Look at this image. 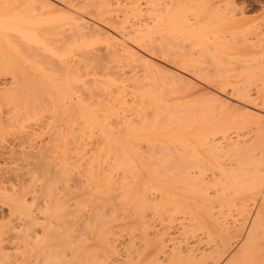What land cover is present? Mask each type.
<instances>
[{"label": "bare ground", "instance_id": "bare-ground-1", "mask_svg": "<svg viewBox=\"0 0 264 264\" xmlns=\"http://www.w3.org/2000/svg\"><path fill=\"white\" fill-rule=\"evenodd\" d=\"M20 1L25 5H30L29 7L35 5L30 4L32 0ZM35 1L38 4V14L35 17L24 14V12L27 13L26 8V11L22 10L24 6L21 9V14H17L20 10L15 8L16 11H14L15 6H11L12 3H19L17 0L16 3L14 1L7 5L13 9L7 8L0 2L5 6L0 7V77L7 75L10 77L9 83L0 80V95L12 99L17 94L13 92L17 85L18 88L23 89L19 87L21 85H19L20 82H17V78L20 76L21 80L25 77L23 70H20L22 72L17 70V68L21 69L25 66L21 67L23 64L21 63L23 60L19 59L21 53H17L16 46L12 41L7 40L5 33L12 32V36L16 35L15 38L21 39H16V42L28 43L32 45V49L40 48L51 57L53 56L49 60L53 64L54 74L48 75L50 71H43L40 75L38 73L37 77L31 76L33 74L26 77L28 80L29 77L30 79L35 77V82L37 80L41 84L39 87L44 88L45 94L47 91L53 113L58 115L59 119H65L66 123L65 129L61 128V131H57V138L59 136L62 140V150L65 156L63 159H66L67 162L64 161L67 165L64 167L68 171V175L70 174L72 184V199L67 205V208H72L70 221L67 220L71 223L66 221L69 223L67 226L64 222L68 227V232L70 228V232L67 234L70 236V238L68 236L70 246L66 250L65 245H62L63 242H60L61 246L66 248L64 250L68 252L65 253V251L64 256L55 260L54 264H209V261L212 260H214L211 262L213 264L220 260V264H262L264 257L261 255L264 253L259 255L262 260H258V254L261 247H264V150L258 152L257 149L260 148V145L264 147V139H262L264 137H261L264 130L255 131V133L258 132L256 133L258 135L253 138L251 136L248 139H240L241 134L238 129L240 126H244L247 120H241L240 117L241 121L239 119L237 121L236 116L240 114L246 118L248 113L245 111L243 114V110L247 105L243 104L244 109L240 110L239 108L241 111L239 112L238 106H234L235 103H233L234 107L228 104L230 101L226 103V100H229L226 98L230 97H228L229 95L226 97V94L222 92L230 87L232 96L241 101L243 97L249 98L251 95L246 92L247 85L245 86V84L256 83L257 94L252 100L260 99L264 103V24H262L264 22L259 21L262 22L259 24V22L251 21V17L245 16L244 11L237 8L235 0ZM35 1L33 0V2ZM20 3L16 5H20ZM25 7L28 8V6ZM255 18L257 19V17ZM261 18L264 19V17ZM20 45L24 47L23 44ZM36 48L35 50H37ZM156 56L166 63V66H170L168 75L160 72L163 69L158 70L163 74V78L165 75V77L168 76V79H164L167 80V82L164 81L166 84L170 83V85L168 83V87L171 86V83L178 84L181 79L180 85L186 84L188 82L185 79L186 75L196 76L205 82L217 85V93H214L216 97H213L216 103H213L210 108L207 105L206 108L204 105L200 107L199 102L194 101V104L189 103L192 105H185V109L182 108L183 105L182 107L177 106V110L175 105L172 106H175L176 109L168 106L165 102L169 101L164 102V97L161 101L162 96H167L169 93L165 95L162 91L163 86H160L159 89H162L160 92H155V88L151 92L145 90L142 93L136 92V94H139V102L145 100L144 103L147 105L152 104V107L158 105L160 109L163 106L164 116L160 109L152 108L153 113L155 110L160 111L161 119L157 117V120L163 121L162 125L158 124L155 118L147 119L141 112L140 117L136 116L137 114L134 117L131 114L132 111L120 113L121 110H115L113 106H111L112 109L119 112L114 114V121L106 120L115 112L109 106H104L103 103L108 102L109 104V101H116L121 105V108L129 103L125 97L129 91L125 90L126 94H124L122 90L125 79L124 82L120 79V77L124 78L123 76L127 72L124 68L126 66L134 68L133 66H135L140 67L138 69L149 71L156 64L153 61L154 64L150 68L151 60H154L152 57ZM44 67L42 69H45ZM157 68H154L155 71ZM44 72H48V74ZM129 76L128 74L130 80L131 76ZM118 78L123 83L120 80L117 81ZM146 78L148 79V77ZM132 83L131 85H135V87L143 86L140 81ZM237 83L242 85L237 86ZM24 85L26 84L24 83ZM148 85L150 86V84ZM153 85L152 82L150 87ZM139 88L137 90L141 89ZM171 88L173 89V87ZM22 91L24 92V89ZM208 100L206 99V101ZM242 102L244 103V101ZM36 104L39 105L37 102ZM144 105L146 107V104ZM18 106L20 107L21 104ZM41 109H43L42 106ZM174 109L180 112L177 116ZM181 110L183 113L185 112V116L182 115ZM58 117L55 118L59 120ZM163 118L165 120H162ZM180 119L183 121L182 124H179ZM175 120H177L178 126H176L177 122L173 123ZM171 121L172 123L169 124ZM248 125L250 124L245 126ZM55 128L57 129L56 126ZM233 132L236 134L227 135ZM259 142L260 144H258ZM145 147L146 149H143L146 150L145 154L150 147L146 158H144L145 154L143 157L141 156L144 151H139ZM156 149L160 151L157 152ZM153 153L154 155H152ZM155 155L156 158L153 157ZM64 162L62 160V163ZM171 167H174L173 170L176 171L170 175L178 177L173 176L172 179L177 178L175 181H179L182 186L179 184L180 187H178L167 181V179L169 180L168 169H172ZM50 184L48 186L51 187ZM71 184H69V188ZM24 193L23 195H25ZM51 194L49 193V196ZM15 196L16 199H19L15 202V198L11 197L15 206L11 207L19 210L25 209L24 211L28 213L29 205L26 204V197L18 196L17 198V195ZM68 196L70 198V195ZM55 197L57 196L55 195ZM57 203L50 206L52 209L55 207L53 210L51 209L53 214L58 211ZM237 203L241 207L240 210L249 209L251 212L248 211L249 214L246 212L247 215L244 217L247 219L248 216V221L243 218L241 219L242 223L239 224V227L237 226L238 229L236 227V230L243 235L242 241L240 244L238 242L237 248L235 247L236 251H231L230 245H227L228 240H221V236H218L220 243L209 244L206 242H213V240H206L207 245L204 246L205 239L198 235L200 231L196 227L203 229V226L208 224L204 218L205 214L212 217L214 224L225 225L220 222L213 209H221L224 205L231 207ZM62 204H60L61 207ZM158 205L160 206L158 207ZM32 206L31 204L30 207ZM41 207L38 206V208ZM64 207L66 208L65 205ZM163 207L166 210H158ZM38 208L33 209L38 210ZM14 209L13 211L16 210ZM148 209H153V212ZM157 211L161 213L158 212L160 218L157 216L160 220L167 219L170 212H185L189 217L188 223L184 221L187 225L185 224L186 227L184 224L182 225V233L178 232L179 230L172 231L169 226L168 228L162 227L161 224L162 228H155V234L154 230L150 232L154 235H149L152 239L147 234L144 235L150 239L149 244H145L142 240L143 235L141 236L143 232L140 233L137 230L143 231L146 226L144 224L147 222L146 218L147 220L152 219ZM59 213L58 211L55 215H60ZM13 214L15 215V213ZM108 214H112V217L114 215L118 219H112L110 216L112 220H106L107 218L103 216ZM56 221L58 222L57 219ZM23 223L25 224V222ZM111 223H115V226ZM151 225L148 224L150 227L146 228L152 230L153 225L152 229ZM179 225L181 224L179 223ZM208 231H210L209 228ZM220 231H227L231 234L232 230L230 231L227 226H220ZM215 233L214 236L217 238L218 233L216 235ZM138 235L142 238L138 237L137 239ZM53 236L55 237V235ZM207 236L209 237V235ZM213 237L211 236V238ZM139 239L141 240L137 241ZM230 252L232 253L230 254ZM9 262L11 263V261Z\"/></svg>", "mask_w": 264, "mask_h": 264}, {"label": "rangeland", "instance_id": "rangeland-1", "mask_svg": "<svg viewBox=\"0 0 264 264\" xmlns=\"http://www.w3.org/2000/svg\"><path fill=\"white\" fill-rule=\"evenodd\" d=\"M3 0H1L0 2H2ZM4 1H7L6 3L4 2ZM2 3L4 4V5H6V7H7V5H9V4H11L12 2H14L15 1V3H16V0H14V1H11V0H4ZM10 1V2H9ZM18 2H19V0H17ZM35 1V0H34ZM236 2V6H238L237 8H239V10H242V11H244V13L246 14L245 16H247V17H251L252 19H251V21H254V23L255 22H259V21H262V22H264V19H262L261 17H264V14H260V13H264V12H262V11H264V0H235ZM245 1V2H244ZM21 2V1H20ZM19 2V3H20ZM19 3H16V4H19ZM37 2L35 1V2H33V0L31 1V3L30 4H35L34 5V7H36V8H34V7H29L30 5H25L24 3H20V5H16V4H13L12 3V5L11 6H15L14 7V11H16V9H18V10H20L19 12H17V14H21V11L22 10H24V11H26L25 10V8L27 9V13H29V14H27V13H25L24 12V14H26L27 16H32V17H35V16H37V14H38V4H36ZM1 4V3H0ZM3 4H1V6L0 7H3L4 5ZM23 4V5H22ZM3 5V6H2ZM19 6V7H18ZM22 6V7H21ZM23 6H24V8H23ZM25 6H28V8L27 7H25ZM5 7V6H4ZM241 7V8H240ZM7 8H11V7H7ZM16 8V9H15ZM20 8V9H19ZM23 8V9H22ZM2 9V8H1ZM11 9H13V8H11ZM22 9V10H21ZM35 9H37L36 11H35ZM17 10V11H18ZM35 11V12H34ZM23 14V15H24ZM255 17H257V19L255 18ZM253 18H255V20H253ZM260 18V19H259ZM259 19V20H258ZM257 20V21H256ZM262 22H259V24L260 23H262ZM258 24V25H259ZM262 24H264V23H262ZM259 26H261V25H259ZM13 35V33L11 32H7V33H5V37L7 38V40L9 39V41H12L13 43H14V45L16 46V51H17V53L19 54V53H21V54H19V59H21V63H23V64H21V63H19V64H21V67L22 66H24L25 68H26V70H25V68L24 67H20V65H19V68H21V69H18L17 68V70L19 71V72H22V71H20V70H23V74H24V76L26 77V76H30V74H33V75H31V76H35V77H37L38 75V73H39V75L41 74V72H43V71H50L49 72V74H48V72L47 73H45V74H48V75H51V74H54V68L52 67L53 66V64L51 63V61L49 60V58L51 59V58H53V56L51 57L50 55H48L47 54V52H44L43 50H40V48L39 49H37L36 47H34V49H32V45H30V44H26V43H23L22 41L21 42H16L17 40H21L19 37V39L18 38H15L14 36H16V35H14V36H12ZM17 37V36H16ZM17 39V40H16ZM26 44V45H24V47L22 46V45H20V44ZM22 47V48H18V47ZM18 48V49H17ZM28 48V49H27ZM35 48L39 51H37V50H35ZM21 51V52H20ZM44 53H43V52ZM41 53V54H40ZM43 53V54H42ZM23 56V57H22ZM48 56V57H47ZM46 57V58H45ZM157 57V56H156ZM156 57H152V59H154V60H151V64H150V68H151V65H153L154 63H156L155 65H153L152 67V69L151 70H146L145 71V69L143 70L142 68V71H143V73H142V71H141V69H138V68H140V67H135V66H133L134 68H132V67H125L124 69H125V71H127L126 72V74H124V78H122V77H120V79H122L123 80V82H124V79H125V82H124V85L122 86L123 88H122V90H123V93L125 92V90L128 92L129 91V93H124V94H126L125 95V97L127 98V100H128V102L129 103H127L126 105H125V107H123V108H121V105H119L116 101L115 102H113V101H109V104H108V102H105V103H103L104 104V106L106 105V107L107 106H109L111 109H112V107L111 106H113V108H115V110H121L120 111V113H122V112H124V113H127V112H131V114H133L134 115V117H135V115L136 116H138V117H140L141 116V113H142V115H145L144 117H146L147 119H150V118H155L156 119V122L158 123V124H160V125H162L163 124V121H159V120H157V117H161V113L164 111H162V107H161V109L160 108H158V105H153V107L155 108V109H160V111H161V113H160V111L158 110V111H154L155 113H153V110H152V104H148L147 105V103H144L145 102V100H141L140 102H139V100H140V98L138 97V93H142V91H154L155 90V88H156V91L155 92H160V90H162V91H164L163 93H165V95L166 94H168L167 96H162V99H161V101L163 100V97L165 98L163 101L165 102V101H169V102H165V103H167V105L168 106H171V107H177V106H181L182 107V105H183V107L182 108H184L185 107V105H187V106H189V105H192V104H194L193 102L195 101H197V103L199 102V106L201 107V105H204L205 107L207 106V105H209V107L208 108H210V106L211 105H213V103H216L215 101H214V98L213 97H216V93H217V91L216 90H218L217 88V85L216 84H214V83H212V82H208V81H206L205 82V80H201L200 78H198V77H196V76H185V79H187L188 80V82H186V84H182V85H180L181 83H182V79L181 80H179L178 81V84L177 83H171V86L170 87H168L167 85H168V83L166 84V82H167V80H164V79H168V76L167 77H165L164 76V78L162 77V73H167V75L170 73L169 71H170V68H168V67H170V66H166V63H164V62H162L161 60H159L160 58H156ZM0 59H1V57H0ZM25 59H27V60H25ZM25 60V61H24ZM30 63H29V62ZM153 61H154V63H153ZM158 63H157V62ZM32 62V63H31ZM53 62V61H52ZM161 63V64H160ZM51 64V65H50ZM164 64V65H163ZM158 65V66H157ZM161 65V66H160ZM163 65V66H162ZM44 67V66H46L47 68H45V69H42V67ZM171 66H173V65H171ZM17 67H18V65H17ZM156 67H158L157 68V70L155 71V69L154 68H156ZM132 68V69H131ZM136 68H137V70H136ZM149 68V69H150ZM47 69V70H46ZM129 69H131V70H129ZM161 69H163V70H161ZM36 72H35V71ZM129 70V71H128ZM153 70V72H151ZM158 70L160 71V72H162V73H160V72H158ZM33 71V72H32ZM135 73H134V72ZM26 72H28L27 73V75H25L26 74ZM131 72V73H130ZM133 72V73H132ZM35 73V74H34ZM131 76H129L130 77V80L128 79V74ZM145 73H146V75H145ZM141 74H143V76H141ZM136 75V76H135ZM18 76V75H17ZM132 76H135V77H132ZM20 77V76H19ZM19 77L17 78V82H20V84L19 85H21V86H19V87H22L23 89H24V92L22 91L23 89H20V88H18V85H17V87H15L14 89H13V92H14V94H15V92L17 93L16 94V96H13V97H15L14 99H13V97H12V99H9V98H6V97H3L2 95H0V96H2V98L3 99H5V100H3L2 98H0V192L2 193H0V259H1V257H2V260H0V264H9L10 262L9 261H11V263L10 264H54V263H56V261L55 260H59V258H61V256L64 254V252L66 251V250H68V248L67 247H69L70 246V242L68 241V236L69 235H67V234H69V232H70V228H69V232L67 231V226H68V224L69 223H71V222H69L70 221V218H71V215H70V212H71V209L72 208H67V205L68 204H70V200L72 199V191H71V187H72V184H71V179H70V174L68 175V171H66V169H65V167L67 166V165H65V162H66V159L64 160L63 159V157H65L63 154V144H62V140L59 138V136H58V138H57V131L59 132V130L61 131L62 129L61 128H63V129H65L64 127H65V119H63L62 118V120H63V122H64V124H62L63 122H62V120H61V118L59 119V117H58V115H56L55 113H53V107H52V105L50 104L51 102H50V100H49V95H47V91H46V94L44 93L45 92V90H44V88H42L41 86V88L39 87V85H41L40 83H38L37 82V80H36V82H35V77H31L32 79H30V77H29V80H28V77H24L23 79H19ZM146 77H148V79L146 78ZM182 77V76H181ZM22 78V77H21ZM127 78V79H126ZM136 78V79H135ZM153 78V79H152ZM155 78V79H154ZM159 78H161V79H159ZM119 78L117 79V81H119L120 80ZM0 80L2 81V82H4V83H9L10 82V77H9V75H7V76H4V77H0ZM20 80V81H19ZM122 80H120L121 81V83H123L122 82ZM155 80V81H154ZM138 81H140L142 84H143V86H142V88H141V86H140V88L142 89H140L138 86H136L135 87V85H131V84H133L132 82H136V83H138ZM153 82V86L152 87H150L151 85H152V82ZM158 81V82H157ZM159 81H161V82H159ZM164 81H166V82H164ZM202 81V82H201ZM21 82H23L22 84H21ZM28 82V83H27ZM35 82V83H34ZM40 82V81H39ZM130 82V83H129ZM148 82V83H147ZM162 82H163V84H162ZM189 82H191V83H189ZM24 83L26 84V85H24ZM32 83H34V84H32ZM125 83H126V85H125ZM128 83H129V85H128ZM135 83V84H136ZM145 83V84H144ZM156 83H158V84H156ZM29 84V85H28ZM38 84V85H37ZM120 84V83H119ZM148 84H150V86L148 85ZM159 84H162V85H159ZM165 84V85H164ZM174 84V85H173ZM25 87H24V86ZM33 85V86H32ZM35 85V86H34ZM36 85H37V87H36ZM169 85H170V83H169ZM196 86V87H194V86ZM242 84L241 83H237V86H241ZM247 85V86H246ZM132 87L131 89H130V87ZM150 88H149V87ZM160 86H163L162 87V89H159V87ZM184 86H188V87H184ZM245 90H246V92H248L247 94L248 95H250L249 96V98H247V96H245V97H243V100L241 99V101L238 99V98H236L235 96V98L232 96V92H230V87H228L227 88V90L226 91H223L222 93H225L226 94V97L228 96V97H230V98H226L225 96V98L226 99H229V100H226V103L228 102V101H230L228 104H230V106L231 107H237L238 106V111H239V108H240V110L241 109H244V106H243V104L246 106L247 105V107H245V109L242 111L243 112V114H245V111H246V113H248L245 117L246 118H243L244 116L243 115H240V114H236L237 116H236V118H237V121H239L240 120V117H241V120L242 119H246L247 121H246V123L247 124H250V125H248V126H245V125H247L246 123H245V125L244 126H240V129H238V132L241 134L240 136H239V138L240 139H248L249 137H251V138H253L255 135H258V134H256V133H258L259 131H261V130H264V121H262V120H264V115H262V114H264V103H262L261 102V100L260 99H257V100H252L255 96H256V94H257V84L256 83H248V84H245ZM144 87H145V89H144ZM171 87H173V89L171 88ZM25 88H27V89H25ZM134 88H136V90L134 91ZM140 89L141 90V92H140V90H137V89ZM248 88V89H247ZM30 89V90H29ZM34 89V90H33ZM42 89V90H41ZM159 89V91H157ZM172 92V94H171V92L169 91V90ZM259 89V88H258ZM44 90V91H43ZM131 90V91H130ZM167 90V91H166ZM173 90V91H172ZM169 91V92H168ZM199 91V92H198ZM134 94H133V93ZM136 92H138L137 94H136ZM215 93V94H214ZM136 94V95H135ZM224 94V95H225ZM18 95H19V98H18ZM184 95V96H183ZM33 96V97H32ZM169 96H170V98H169ZM189 96V97H188ZM191 96V97H190ZM223 96V95H222ZM26 97H28V98H26ZM182 97H184V98H182ZM187 97V98H186ZM22 98V99H21ZM25 98V99H24ZM139 98V99H138ZM173 98H174V100H173ZM6 99H8L7 100V102H6ZM18 99H20V100H18ZM138 99V100H137ZM201 99V100H200ZM206 99L208 100H210V99H212L209 103H208V101H206ZM221 99H223V98H221ZM234 99V100H233ZM236 99H238V100H236ZM177 100H179V101H177ZM224 100V101H225ZM11 101V102H10ZM24 101H25V103H24ZM41 101H42V103H41ZM143 101V102H142ZM235 101H237V102H235ZM240 101V102H239ZM242 101H244V103L242 102ZM258 101V102H257ZM6 102V103H5ZM17 102V103H16ZM24 104H23V103ZM36 102L40 105H37L36 104ZM146 102H148L147 100H146ZM163 102V103H164ZM180 102V103H179ZM201 102V103H200ZM245 102H247V103H245ZM260 102V103H259ZM15 103H16V105H15ZM112 103V104H111ZM137 105H136V104ZM143 103V104H142ZM165 103H164V106H165ZM168 103H170V104H168ZM175 103V104H174ZM176 103L178 104L179 103V105H176ZM189 103H192V104H189ZM197 103H195L196 105H197ZM206 103V104H205ZM208 103V104H207ZM233 103H235V105L233 104ZM237 103H238V105H237ZM241 103V104H240ZM21 104V106L19 107L18 105H20ZM26 104V105H25ZM144 104H146V107H145V105ZM11 105V106H10ZM12 105H15L16 106V108H15V106L13 107ZM119 105V106H118ZM136 107H135V106ZM144 107H143V106ZM166 105V106H167ZM172 105H175V106H172ZM234 105V106H233ZM249 105V106H248ZM256 105V106H255ZM41 106H42V108L43 109H41ZM126 106H127V108H126ZM149 106H151V107H148ZM239 106H242V107H239ZM261 106V107H260ZM28 107V108H27ZM40 107V108H39ZM119 107V109H117ZM176 107H175V109H176ZM180 107V109H182ZM195 107V106H194ZM260 107V108H259ZM124 108H126L125 110H123ZM130 108V109H129ZM134 108V109H133ZM151 108V109H150ZM170 108V107H169ZM207 108V107H206ZM247 108V109H246ZM249 108V109H248ZM17 109V110H16ZM174 109V110H175ZM185 109V108H184ZM183 109V110H184ZM212 109V108H211ZM23 110H24V112H23ZM41 110V111H40ZM44 110V111H43ZM112 110H114V109H112ZM115 110L113 111V112H115ZM138 110V111H137ZM152 110V111H151ZM177 110H178V107H177ZM183 110H181L182 112V115H184L185 116V112L183 113ZM251 112H250V111ZM255 110V111H254ZM43 111V112H42ZM119 111H117V112H119ZM127 111V112H126ZM134 111H135V113H134ZM150 113V111H151V113L149 114L148 112ZM176 111V110H175ZM210 111H212V110H210ZM209 111V113H211ZM250 112V114H249V112ZM23 112V113H22ZM29 112V113H28ZM40 112H42V113H40ZM117 112H115V113H113V115H112V113H111V117L110 116H108V115H105V116H108L107 117V119L106 120H112V121H114V116L116 115V113ZM138 112V113H137ZM141 112V113H140ZM178 112L179 111H176L175 112V115L177 116L178 115ZM239 112H241V111H239ZM239 112H236V113H239ZM40 113V114H39ZM144 113V114H143ZM158 113H160V114H158ZM180 113V112H179ZM115 114V115H114ZM130 114V113H129ZM242 114V113H241ZM253 116H252V115ZM257 114V115H256ZM110 115V114H109ZM140 115V116H139ZM181 115V114H180ZM132 116V115H131ZM162 116H164V112L162 113ZM243 116V117H242ZM249 116H251V117H249ZM257 116H259V117H257ZM55 117H58V119L60 120H57ZM183 117V116H182ZM182 117H181V119H182ZM257 119H256V118ZM106 118V117H105ZM111 118V119H110ZM165 118V117H164ZM162 119V120H165V119ZM178 119L180 118V116L179 117H177ZM248 118H249V122L251 121V123H249L248 122ZM253 118H255L254 119V121H253ZM161 119V118H160ZM179 120L180 122H179V124L181 123V122H183L182 120ZM239 119V120H238ZM251 119V120H250ZM240 120V121H241ZM256 120V121H255ZM54 121V122H53ZM105 122V121H104ZM174 122H177V120H175V121H173V123ZM51 123V124H50ZM53 123V124H52ZM61 123V124H60ZM68 123V122H67ZM106 123V122H105ZM165 123V122H164ZM172 123V121L171 122H169V124H171ZM255 125H254V124ZM176 124V123H175ZM174 124V125H175ZM182 124V123H181ZM173 125V124H172ZM242 125H243V123H242ZM55 126L57 127V129L55 128ZM176 126H178V122H177V125ZM242 127V128H241ZM262 128V129H261ZM259 129V130H258ZM54 130H56L55 132H54ZM49 131V132H48ZM255 131H258V132H256L255 133ZM53 133V134H52ZM230 134V135H229ZM229 134H227L228 136H233V135H235L236 133H229ZM260 134V133H259ZM50 135V136H49ZM244 136V137H243ZM51 137V138H50ZM56 137V138H55ZM235 137V136H234ZM242 137V138H241ZM247 137V138H246ZM258 137V136H257ZM261 137H264V131H262V135H261ZM261 137H259V140H261L260 138ZM55 139V140H54ZM57 139H59L58 141H56ZM262 139H264V138H262ZM61 143H60V142ZM59 142V143H58ZM58 144V145H57ZM258 144H260V142L258 143ZM51 145V146H50ZM55 145V146H54ZM58 146V147H57ZM259 146V145H258ZM144 147V146H143ZM150 148V147H149ZM148 148V149H149ZM139 149V148H138ZM143 149H146V147L145 148H142V149H139V151L140 150H143ZM147 149V152L149 153V150ZM151 149H152V147H151ZM151 149H150V151H151ZM154 149V148H153ZM58 150V151H57ZM61 152H60V151ZM159 150V149H158ZM259 150H264V147H262L261 145H260V148L258 147V149H257V151L259 152ZM144 151V150H143ZM146 151V150H145ZM145 151L142 153V157L144 156V154H145ZM156 151H157V149H156ZM156 151H155V153H156ZM160 151V150H159ZM159 151H157V152H159ZM146 152V154H145V157L144 158H146L147 156H148V153ZM152 153V152H151ZM15 154V155H14ZM152 155H154V153L152 154ZM151 154H150V156H152ZM157 155H158V153H157ZM18 157V158H17ZM154 158H156V155L155 156H153ZM8 158V159H7ZM149 158V157H148ZM147 158V159H148ZM59 160V161H58ZM62 160H63V162L64 163H62ZM146 160V159H145ZM148 161V160H147ZM61 163V164H60ZM67 163V162H66ZM60 164V165H59ZM62 165V166H61ZM65 166V167H64ZM59 167H60V169H59ZM16 168V169H15ZM63 168V169H62ZM172 169H168V178H169V180L167 179V181L169 182V183H173L174 185H176V186H178V187H180V183H179V181H175V180H177V176L176 175H170V174H174L175 173V171L176 170H173V168L174 167H171ZM18 169V170H17ZM21 169V170H20ZM57 169H58V171H57ZM175 169V168H174ZM17 170V171H16ZM16 171V172H15ZM65 171V172H64ZM63 172V173H62ZM169 172H171V173H169ZM14 173V174H13ZM62 173V174H61ZM20 175V176H19ZM57 175H58V177H57ZM62 178H61V177ZM65 176V177H64ZM176 176L177 178L176 179H172V178H174V177ZM54 177H55V179H54ZM60 179L61 181H59L58 179ZM4 178V179H3ZM63 180V181H62ZM179 180V179H178ZM67 181V183H65ZM64 182V183H63ZM180 182H181V180H180ZM51 183V184H50ZM182 183V182H181ZM24 184V185H23ZM51 185V187L50 186H48V185ZM56 184V185H55ZM67 184V185H66ZM69 184H71L70 185V188H69ZM180 184V185H179ZM60 185V186H59ZM27 186H29V187H27V189L25 190V188ZM31 186V187H30ZM56 186V187H55ZM182 186V185H181ZM17 187V188H16ZM22 187V188H21ZM49 187H50V189H49ZM34 188V189H33ZM45 188V189H44ZM4 189V190H3ZM47 189V190H46ZM55 189V190H54ZM68 189V190H67ZM70 189V190H69ZM5 190H6V192H5ZM33 190H35V191H33ZM22 191V192H21ZM48 191V192H47ZM52 192V194H51V192ZM25 192V193H24ZM30 194H29V193ZM15 193V194H14ZM23 193L25 194V195H23ZM47 193H48V195H47ZM49 193L51 194L50 196H49ZM55 193V194H54ZM14 194V195H13ZM10 195V196H9ZM15 195H17V198H18V196H24V197H26V204L27 205H29V207L27 208V210H28V213L26 212V211H24L23 209H14V208H12L11 206H14V204H13V199L11 198V197H14L15 199H14V201L16 202V201H18V199H16V196ZM55 195L57 196V197H55ZM65 196V197H62V196ZM67 195V196H66ZM68 195H70V198H69V196ZM22 196V197H23ZM50 197V198H49ZM3 198V199H2ZM9 198V199H8ZM31 198H33V199H31ZM12 199V200H11ZM59 199V200H58ZM65 199H66V201H68L67 202V204H66V201H65ZM31 200V201H30ZM44 200V201H43ZM59 201H61V202H59ZM29 202V203H28ZM56 202H58L57 204V209H58V211L60 212L59 214L60 215H55V213L56 212H58V211H56L54 214L53 213H51L52 212V210L55 208V207H53V209L50 207L52 204H55ZM10 203V204H9ZM47 203V204H46ZM61 203H65L64 205L66 206V208L68 209H66L65 207H64V205L62 204V207H61ZM31 204L33 205L32 207H30L31 206ZM37 204V205H36ZM3 205V206H2ZM236 205H238V206H236ZM236 205H232L231 207L230 206H228L227 205V207H226V205H224V207H226L225 209H224V207L223 208H221V209H216V208H214L213 210H214V212L217 214L216 216H218L219 217V220H220V222H222V224H225V225H220L221 227H225V226H227L228 227V229H230V231H231V234L229 233V232H227V231H220V226L219 225H217V224H214V222L212 221V217H208V215H207V213L205 214V220H206V223L208 222V224H205V226H203L204 228L202 229V228H200V227H196V229L197 228H199L198 230L200 231L199 232V234H198V232L196 231V233L200 236V237H202V238H204L205 240L203 241L204 243L203 244H205L204 246H206L207 244L206 243H209V244H211V243H213V244H218V243H220V241L218 240V236L220 237L221 236V240H223V241H225V240H228L227 241V245H230V250L231 251H236V248L238 247V245L240 244V241H242L241 239H243V235L238 231V230H236V227L238 226L239 227V224L240 223H242V221H241V219H243L246 215H247V213H248V211H249V213L251 212L249 209H245V211H242V210H240V208L241 207H239V203H237ZM38 206H42L41 208H38ZM52 206H54V205H52ZM56 206V205H55ZM160 205H158V207H159ZM15 207V206H14ZM38 208V210L37 209H33V208ZM216 207H218V206H216ZM230 207V208H229ZM10 208H11V210H10ZM31 209V211H29L30 209ZM151 208V207H150ZM220 208V207H219ZM229 208V209H228ZM235 208V209H234ZM248 208H250V207H248ZM8 209V210H7ZM13 209L15 210V211H13ZM33 209V210H32ZM41 209V210H40ZM52 209V210H51ZM159 209H165L166 210V208H158V210ZM17 210H18V213H17ZM45 211V212H43V211ZM46 210H48V211H46ZM56 210V209H55ZM67 212H65V211ZM153 210V209H152ZM151 209L149 210L148 209V211H152ZM155 210H157L156 208H155ZM222 212H224V211H226V212H224V213H222ZM12 211V212H11ZM20 211H21V213H23V216H21V213H20ZM23 211V212H22ZM42 213H41V212ZM50 211V212H49ZM220 211V213H218ZM153 212V211H152ZM158 212L160 213V211H157V212H155L154 213V216H153V218L155 219H151L150 217V219L149 220H147V218H146V221L148 222H145V224L144 225H146L145 226V229L143 230V231H141V230H137V231H139L140 233L141 232H143L142 234H141V236L143 237H141L142 238V240L145 242V244L147 243V244H149V242H150V239L149 238H151L152 239V237H150V236H154L153 235V233L151 234L150 232L151 231H153L154 232V234L156 233V229L157 228H162L163 226L164 227H166V228H168V226H169V228L171 229L172 228V231H174V232H177L178 230V232H180L181 231V233H182V225L184 224V227H186V225H187V221H188V219H189V217H187L188 215H187V213H181L182 212V210H181V212L179 211V213L178 212H175V213H169V217L167 218V219H163V220H160L159 218H160V215L158 214ZM162 212V211H161ZM241 212V213H240ZM247 212V213H246ZM13 213H15V215L13 214ZM28 215H27V214ZM31 213V214H30ZM53 214V215H55V216H53V215H51V214ZM222 213V214H221ZM248 213V214H249ZM12 214V215H11ZM18 214H20L19 216H18ZM33 214V215H32ZM40 214V215H39ZM69 214V215H68ZM161 214V213H160ZM182 214V215H181ZM184 214V215H183ZM186 214V215H185ZM221 215V217H220V215ZM224 214H226L225 216H224ZM112 214H108V215H105V216H103V217H106L105 219L106 220H112L113 218L114 219H118V217H114V215H113V217L111 216ZM174 215V216H173ZM31 216H32V218H34L33 220H32V218H31ZM34 216V217H33ZM57 216V217H56ZM70 216V217H69ZM112 217V219H111V217ZM156 216V217H155ZM157 216L159 217V218H157ZM179 216V217H178ZM184 216V217H183ZM224 216V217H223ZM17 217V218H16ZM36 217H37V219H36ZM178 217V218H177ZM207 217V218H206ZM187 218V219H186ZM226 218V219H225ZM236 218V219H235ZM56 219L58 220V222L56 221ZM61 219V220H60ZM184 219V220H183ZM244 219H246V218H244ZM40 220H42V221H40ZM67 220H69V221H67ZM152 220V221H151ZM177 220H178V222L181 224V225H179V223L177 222ZM236 220V221H235ZM247 221H248V216H247V219H246ZM25 222V224L23 223V222ZM40 221V222H39ZM54 221H56V222H54ZM61 221V223H59ZM66 221L67 222H69V223H66ZM165 221V222H164ZM176 221V222H175ZM183 221V222H182ZM187 222V223H185V222ZM212 221V222H211ZM233 221V222H232ZM246 221V222H247ZM51 222V223H50ZM67 224V226H66V224ZM238 222V223H237ZM52 223H54L53 225H52ZM55 223H58V224H55ZM168 223V224H167ZM60 224V225H59ZM62 224V225H61ZM111 224H114V226H115V223H111ZM148 224H152L153 225V229H152V225H151V229L152 230H150V228H146V227H150V226H148ZM161 224H162V227H161ZM186 224V225H185ZM210 224V225H209ZM214 224V225H213ZM234 224V225H233ZM51 225V226H50ZM56 225V227H54ZM72 225V224H71ZM71 225H69V227L71 226ZM155 225V226H154ZM178 225V226H177ZM64 226V227H63ZM97 226V225H96ZM113 225H112V227H114ZM158 226V227H157ZM52 227H54V228H52ZM95 227V226H94ZM98 227H99V225H98ZM109 227H111V226H109ZM211 227H212V229H211ZM217 229H216V228ZM238 227H237V229H238ZM71 228H72V226H71ZM141 228V227H140ZM156 228V229H155ZM208 228L210 229V231H208ZM49 229V230H48ZM58 229V230H57ZM146 229H147V231H146ZM201 229V230H200ZM55 230V231H54ZM61 230V231H60ZM204 230H205V232H204ZM214 230V231H213ZM216 230V231H215ZM233 230H235V231H233ZM53 231V232H52ZM57 231V232H56ZM208 231V232H207ZM220 231V232H219ZM59 232V233H58ZM60 232H61V234H60ZM68 232V233H67ZM139 232H138V234H139ZM145 232V233H144ZM218 233L217 234V238H215V236H214V233ZM226 232H227V234H226ZM233 232H235V233H233ZM50 233H52V234H50ZM58 233V234H57ZM205 233V234H204ZM209 233V234H208ZM212 233H213V235H212ZM216 233H215V235H216ZM221 235H220V234ZM145 234H147V236H149V238H147V237H145L146 235ZM201 234V235H200ZM239 234H241V235H239ZM53 235H55V237L53 236ZM61 235H63V237H61ZM145 235V236H144ZM207 235H209V237L207 236ZM227 235V236H226ZM233 235H235L234 237H233ZM50 236H52V237H50ZM60 238H59V237ZM66 236H67V238H66ZM211 236L214 238H211ZM238 237V239H237V237ZM50 237V238H49ZM138 237H139V235L137 236V239H138ZM139 237V238H140ZM144 237H145V239H144ZM227 237V238H226ZM229 237H230V239H229ZM242 237V238H241ZM57 238V239H56ZM62 238H63V240H62ZM69 238H70V236H69ZM148 240H147V239ZM223 238V239H222ZM240 238V239H239ZM36 239V240H35ZM54 239V240H53ZM216 239V240H215ZM220 239V238H219ZM225 239V240H224ZM141 239H139V240H137V241H140ZM147 242H146V241ZM206 240L208 241V240H213V242H206ZM218 240V241H217ZM238 240V241H237ZM232 243H231V242ZM235 241V242H234ZM237 241V242H236ZM60 242H63L62 243V245H65V247L67 248H64V246L62 247L61 246V243ZM142 242V241H141ZM206 242V243H205ZM218 242V243H217ZM238 242H239V244H238ZM60 243V244H59ZM67 245H66V244ZM226 243V242H225ZM53 244V245H52ZM57 244V245H56ZM54 245H55V247H54ZM62 247H60V246ZM30 246H31V249H30ZM49 246H50V248H49ZM51 246H52V248H51ZM29 247V248H28ZM60 247V248H59ZM236 247V248H235ZM262 249L260 250V252H259V254H258V256L261 254V253H264V247H261ZM48 249V250H47ZM52 249V250H51ZM54 249V250H53ZM59 249V251H60V249H61V252H59V251H57ZM64 249H66V250H64ZM45 250V251H44ZM64 250V251H63ZM17 251V252H16ZM47 251V252H46ZM16 252V253H15ZM59 252V253H58ZM68 251H66L65 253H67ZM21 253V254H20ZM56 253V254H55ZM58 253V254H57ZM232 252H230V254H231ZM3 254V255H2ZM10 254V255H9ZM17 254H18V256H17ZM48 254V255H47ZM12 255H13V257H12ZM54 255V256H53ZM6 256V257H5ZM60 256V257H59ZM64 256V255H63ZM62 256V257H63ZM262 257H264V254H262L261 255ZM261 256H259L258 258H256V259H258V260H260L261 258ZM10 257V258H9ZM37 257V258H36ZM48 259H47V258ZM54 258V259H53ZM42 259H43V262H42ZM258 260H256V261H258ZM262 260V259H261ZM14 261V262H13ZM46 261V262H45ZM221 261V260H220ZM220 261H217V263L216 264H220ZM27 262V263H26ZM50 262V263H49ZM210 263L211 262H214V260H212V261H209ZM208 262V263H209ZM209 263V264H210ZM223 263V262H222ZM211 264H213V263H211ZM262 264H264V261H262Z\"/></svg>", "mask_w": 264, "mask_h": 264}]
</instances>
